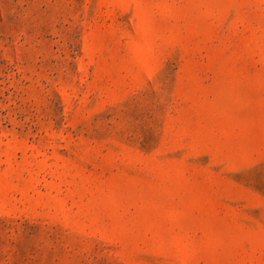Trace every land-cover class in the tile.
Here are the masks:
<instances>
[{
	"label": "rangeland",
	"instance_id": "rangeland-1",
	"mask_svg": "<svg viewBox=\"0 0 264 264\" xmlns=\"http://www.w3.org/2000/svg\"><path fill=\"white\" fill-rule=\"evenodd\" d=\"M0 264H264V0H0Z\"/></svg>",
	"mask_w": 264,
	"mask_h": 264
}]
</instances>
